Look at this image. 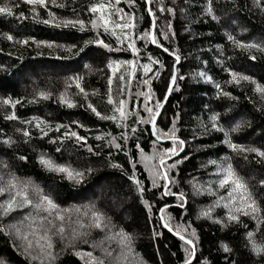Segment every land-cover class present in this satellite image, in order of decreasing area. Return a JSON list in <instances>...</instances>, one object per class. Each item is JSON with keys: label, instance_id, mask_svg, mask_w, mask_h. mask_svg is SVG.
Segmentation results:
<instances>
[{"label": "trees", "instance_id": "1", "mask_svg": "<svg viewBox=\"0 0 264 264\" xmlns=\"http://www.w3.org/2000/svg\"><path fill=\"white\" fill-rule=\"evenodd\" d=\"M94 5L104 7L93 12ZM0 6L12 9L0 13L3 264H184L193 257L190 264H264V251L254 250L264 248V157L225 143L264 151V92L257 91L264 88V0H45L44 6L0 0ZM124 24L130 26L116 27ZM96 39L109 47L85 44ZM174 74L153 128L150 116ZM120 101L122 119L115 111ZM89 104L117 119H101ZM172 129L175 144L166 135ZM173 147L179 155L161 165L162 154L175 156L164 153ZM41 156L83 175L70 178L43 165ZM229 165L247 193L233 191L231 181L221 186Z\"/></svg>", "mask_w": 264, "mask_h": 264}, {"label": "snow or ice", "instance_id": "2", "mask_svg": "<svg viewBox=\"0 0 264 264\" xmlns=\"http://www.w3.org/2000/svg\"><path fill=\"white\" fill-rule=\"evenodd\" d=\"M26 2L27 3H30V4H38L40 6H44L45 0H26ZM103 7H104L103 5H94L90 10L93 11V12H97V11H100L101 9H103ZM169 11H171V9H169ZM208 11L210 12L211 9L209 8ZM0 13H4V14L11 15L12 14V9L10 7H8V6H0ZM151 14H152L151 13V10H149V15H151ZM21 15H23V14H21ZM49 15L51 16V13H49ZM99 20H100V24L107 31L108 30V25H109V20L106 19L103 14H101V16L99 17ZM43 22L44 23H49V21H47V20H45ZM76 23H79L81 25V27L83 28V21H76ZM92 25H93V28H95V27L98 26L97 25V22L95 20L92 22ZM129 26L130 25H128V24L116 25V27H125V28H127ZM113 35H115V33H113ZM145 35L146 36H151L152 34L151 33H145ZM5 36H6V38L8 40H12L13 39V37L11 35L5 34ZM29 39H31V38H29ZM228 39L229 40H232L233 38L231 36H229ZM152 41H153V43H156V40H155V37L154 36H152ZM19 42L22 43V44H24V43H27L28 40H20ZM34 42L37 43V44H45V43H47L49 47L52 46L51 42H46V41H34ZM88 43H95V44H98V45H102L105 48H108L109 47V45L104 44V42L102 40H99V39H96L94 41H86L85 42V44H88ZM251 46L252 47H258L257 45H251ZM129 47L130 48H133V51H135V48L133 47L132 44H129ZM165 51H168V50L165 49ZM176 59L179 60V57H177ZM124 63L131 64L132 62L131 61H125ZM109 66H111V63H110ZM148 67H149L148 65H144V68L145 69H148ZM201 75H203V73H201ZM232 76H233V78H235L237 76H240V74H238V73H232ZM240 78L241 79H244V80L250 79V77H247V76H240ZM173 79H175V76H173ZM237 82H239V81H237ZM76 86L79 88L80 87L79 83H77ZM217 87H219V86L217 85ZM80 90H81V92H83V89L82 88ZM257 91L264 92V88H262L261 86L257 85ZM40 95L41 96H46L45 93H40ZM61 101L63 103H67L68 106H70V107L72 106V102L70 100H67L64 97H61ZM108 102L109 103H112L111 96H109ZM5 103H8V101H5ZM160 106H161L160 103H157L156 108H159ZM88 107L92 110V112H94L96 114V116L100 117L101 119H112V120H116L117 119V117L115 115H113L111 117L102 116L101 113L98 112L96 110V108L93 107L91 104H89ZM115 111L116 112H119L121 119L125 117L126 113L124 111V101H120L119 102V107H117L115 109ZM147 111L149 113H151L152 112V109L149 108V109H147ZM9 118H14V117H9ZM212 119L213 120L216 119L215 115L212 117ZM150 120L154 121L155 120V116H150ZM213 127H215V124H213ZM153 128H155V124H153ZM220 130L222 131L223 129H220ZM233 130H235V128H233ZM25 135H27V133H25ZM71 135L72 136H76V133L73 132V133H71ZM166 135H169L173 139L174 144L178 140V138L175 136V130L174 129L170 130V132L168 134H166ZM225 137H227V133H225ZM76 138H77V140H83L84 139L83 137H79V136H76ZM97 138L99 139V137H97ZM225 143H228L229 144V147L233 148L234 150L237 149V148H241L242 151L255 152L258 156L264 157V151H261L258 148L243 149L240 145L231 144L227 139L225 140ZM183 144H184V141L180 140L179 141V145L182 147ZM115 146L116 147H119V145H115ZM57 150L59 151V149H57ZM89 150H91V149H89ZM175 152H176L175 147L164 150V153L165 154L166 153H172L173 155H175ZM21 159H23V157H21ZM40 162L43 165H45L46 167H50V168H52L54 170L62 171V172L67 173V175L70 178H72L73 176H75L77 178H80L83 175V173L74 172L73 170H71V169H69V168H67V167H65L63 165H54V164H52L51 161L45 159L43 156L40 157ZM160 164L161 165L164 164V155L163 154L161 155ZM111 166L112 167H120L119 165H111ZM89 171H90V169H89ZM224 171H225L226 175L220 181L221 186H223L224 184H226L229 181H231V184L234 185V188L232 189L233 191H240V190H242L244 193H247V186L243 183V181L239 177H237L235 175V173L232 171L230 165L226 169H224ZM129 179L133 181V183L136 185L138 191H140V192L143 191V189L140 187V183L141 182L140 181H137L135 179V176L134 175L133 176H130ZM164 179L165 180L168 179L166 175L164 176ZM154 183H155V181H154ZM261 183H264V181H261ZM165 187H167V185H165ZM0 191H3V189H0ZM167 194L168 193L166 192L165 195H167ZM18 195L25 196V194L23 192L18 193ZM43 199L44 200H47V203H48V205H49L50 208L57 207L47 197H44ZM141 199H142V197H141ZM241 199H244V196H242ZM14 200H15V197H13L12 200L6 201L7 207L5 208V212H7L8 210H10L14 206L13 205V201ZM143 202L145 204H147L146 201H143ZM24 203H30V201L27 200L26 196H25V199H24ZM252 204H254V201L252 202ZM252 204H249L248 207H252ZM37 207H39V205H37ZM165 207H167V206H165ZM253 210H256V209H253ZM160 211L163 212L164 209L162 208ZM202 214L203 215H207L208 213L207 212H204ZM92 215H93V217L96 218L94 226L95 227H100L101 224H100V221H99V215L96 212H93ZM57 219H62V217H59L58 216ZM162 219H163V217H162ZM229 219H233L234 220V219H236V217L235 216H229ZM49 223H51V222H49ZM165 227H168V225L165 224ZM63 231H64L63 227H60L59 228V232L60 233H63ZM169 231H172V229L169 228ZM192 235L195 236V230L194 229L192 231ZM252 235L253 234L251 232L248 233V236L249 237H251ZM124 238L125 239H128L130 241V237L125 236ZM42 239H45L46 241H48L47 235H45L44 237H42ZM180 239L181 240H184L185 243L186 244H189V245H191L193 243L192 240L186 239L184 236H180ZM28 247L29 248L31 247V243L28 244ZM37 247L43 248L44 246L41 245V244H39V241H37ZM47 247L48 248H51L52 247V244H51L50 241L47 242ZM222 247L224 248V251H226V252L229 251V249H228V247L226 245H222ZM254 250L257 251V252H259V251H264V248H261V247H258V246H255L254 245ZM49 255H51V254L49 253ZM77 255H79V253H77ZM86 255L91 256V253H87ZM0 264H3V261H0ZM100 264H103V262H100ZM184 264H189V259L188 258L185 259Z\"/></svg>", "mask_w": 264, "mask_h": 264}, {"label": "water", "instance_id": "3", "mask_svg": "<svg viewBox=\"0 0 264 264\" xmlns=\"http://www.w3.org/2000/svg\"><path fill=\"white\" fill-rule=\"evenodd\" d=\"M154 29H155V22H154ZM153 36H154V31H153ZM174 76H175V79L172 80V84H171L170 89H169V91H168L167 97H166L164 103L162 104L161 108L159 109V111H158V113H157V115H156V117H155V120L153 121V124H155V126H156V123H157L159 117L161 116V114H162V112H163V110H164V108H165V106H166V104H167V102H168L169 96H170V94H171V92H172L173 85H174L175 80H176V74H174ZM178 155H179V153L176 154V155L173 156V157H170V158L165 159L164 162L169 161V160L173 159L174 157H177ZM165 175H166V174H165ZM166 176H167V175H166ZM193 246H194V245H193ZM194 247H195V246H194ZM193 261H194V257L189 261V264L192 263Z\"/></svg>", "mask_w": 264, "mask_h": 264}, {"label": "rangeland", "instance_id": "4", "mask_svg": "<svg viewBox=\"0 0 264 264\" xmlns=\"http://www.w3.org/2000/svg\"><path fill=\"white\" fill-rule=\"evenodd\" d=\"M149 162H151V164H153L154 163V159L149 157Z\"/></svg>", "mask_w": 264, "mask_h": 264}]
</instances>
